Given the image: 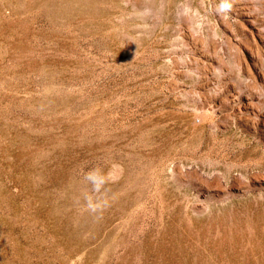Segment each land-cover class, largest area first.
<instances>
[{
  "label": "rangeland",
  "instance_id": "374dc122",
  "mask_svg": "<svg viewBox=\"0 0 264 264\" xmlns=\"http://www.w3.org/2000/svg\"><path fill=\"white\" fill-rule=\"evenodd\" d=\"M0 264H264V0H0Z\"/></svg>",
  "mask_w": 264,
  "mask_h": 264
}]
</instances>
